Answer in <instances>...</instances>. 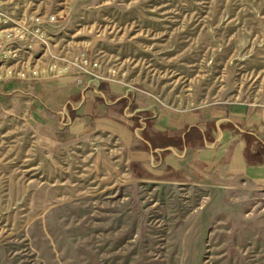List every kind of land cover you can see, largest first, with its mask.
Instances as JSON below:
<instances>
[{"label":"rangeland","instance_id":"374dc122","mask_svg":"<svg viewBox=\"0 0 264 264\" xmlns=\"http://www.w3.org/2000/svg\"><path fill=\"white\" fill-rule=\"evenodd\" d=\"M33 13L59 16L51 48L75 74L55 82L232 116L264 157V0H0V18ZM79 55L102 80L78 74ZM12 97L0 98V264H264V183L215 169L138 181L111 114L50 130L32 122L30 96Z\"/></svg>","mask_w":264,"mask_h":264},{"label":"crops","instance_id":"0c3cea01","mask_svg":"<svg viewBox=\"0 0 264 264\" xmlns=\"http://www.w3.org/2000/svg\"><path fill=\"white\" fill-rule=\"evenodd\" d=\"M66 81L53 80L42 85L44 89L35 85L29 92L4 84L0 98L30 96L32 122L50 130L60 124L74 128L76 120L87 122L97 113L111 114L132 175L141 182H197L215 169L217 175L231 173L251 184L264 183V157L259 150L247 152L251 141L256 144L259 138L243 131L232 116L170 114L116 84L89 80L93 83L88 86L77 82L69 87Z\"/></svg>","mask_w":264,"mask_h":264},{"label":"built area","instance_id":"2783aa9c","mask_svg":"<svg viewBox=\"0 0 264 264\" xmlns=\"http://www.w3.org/2000/svg\"><path fill=\"white\" fill-rule=\"evenodd\" d=\"M58 17L33 13L17 19L0 18V84L38 83L75 74L67 54L58 56L51 48ZM73 65L80 69L79 75L102 80L93 72L98 65L85 55H79Z\"/></svg>","mask_w":264,"mask_h":264}]
</instances>
